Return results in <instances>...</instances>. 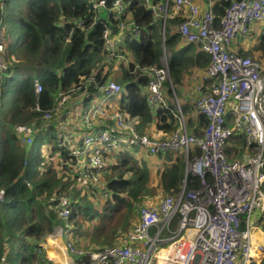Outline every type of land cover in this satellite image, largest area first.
Here are the masks:
<instances>
[{
    "label": "trees",
    "instance_id": "16d2710c",
    "mask_svg": "<svg viewBox=\"0 0 264 264\" xmlns=\"http://www.w3.org/2000/svg\"><path fill=\"white\" fill-rule=\"evenodd\" d=\"M95 1L97 0H9L3 8L4 14H1L3 9H0V30L2 31L1 25L13 23L24 34L22 41L8 45L10 67L5 79L7 85L0 89V190L3 189L6 193L4 203H0V264H52L40 243L53 233L55 227L63 225L62 219L54 210L62 196L73 200L70 220L75 225L76 234H80L85 225L94 221L92 203L75 194V185L83 190L95 187V183L79 179L80 161L63 144V132L58 131L57 123L46 125L42 118L44 112L54 108L51 101L53 91L62 89L64 93H68L71 89L82 86L79 92L70 95L61 108L63 119L68 120L70 112L67 109L72 103L83 100V103L90 104L101 94L98 87L113 81L104 73L106 66L113 64L108 60L104 40L107 28L117 32L120 31L121 23L125 29L131 22L134 23L130 35L133 38L128 42L127 50H124L123 43L118 49L124 59L117 61L124 63L128 56L133 59L120 82L122 98L117 111L126 120L138 118L140 123L136 122L135 128L141 135H145V128L154 121L146 90L149 83L147 70L161 67L164 50L172 52L168 61L172 86H167L172 99L174 94L177 96V87L181 85L185 74L194 67L206 68L209 65V59L205 58L201 62L199 58L202 55H193L197 50V46L193 44L183 51H177L176 47L180 42L178 34L166 36L164 41L161 27L155 22L154 14L145 7L144 0H123L126 12L132 16L131 22L127 21L126 12L122 18L110 13L113 8L112 0H106L105 7L95 6ZM221 3L220 8L224 9V13L229 3ZM104 12L110 13L108 20L101 17ZM183 20L184 16L181 15L171 20V23L177 25ZM259 50L264 55V37ZM17 76L21 79L18 80ZM35 76L40 78L43 88L39 95L35 92ZM90 78H93V82H88ZM9 93L10 98L6 101ZM37 104L41 111L35 110ZM66 104L67 108L64 109ZM175 110V103L168 108L158 109L156 129L159 133L174 132L177 125ZM80 119L85 126L82 117ZM100 121V125L95 123L90 129L85 126L86 133L101 126L104 129L113 128L112 121H105L104 117H100ZM32 122H36V129L42 128V132L36 137L34 148L42 147L48 142L50 152L47 154L59 159L54 163L56 168L52 165L53 158L51 164L46 163L42 151L39 150L30 157L21 147L14 128L17 124L31 125ZM187 126L191 134L200 137L206 130L207 120L200 116L194 122L190 117L187 118ZM235 142L241 149H235L236 144L233 148L227 146V154L230 157L235 149L239 158L244 153L245 141L242 136H237ZM78 147L81 148V144ZM114 149L117 148L111 150ZM108 154H103L107 163ZM117 157L118 164L113 165L106 176V188L111 198L104 204L89 235L90 244L100 248L95 251L114 246V237L126 232L130 224L127 220L122 227L114 226L119 222L120 212L124 210L128 219L135 216L134 203L150 191V174L126 154L118 152ZM184 171L185 162L180 158L171 169L162 174L161 187L166 196L179 191ZM126 174L130 175L129 179L123 178ZM103 175L101 174V181ZM57 246V255L63 260L60 253H66L61 241ZM78 259L77 264H90L84 257Z\"/></svg>",
    "mask_w": 264,
    "mask_h": 264
},
{
    "label": "built area",
    "instance_id": "2783aa9c",
    "mask_svg": "<svg viewBox=\"0 0 264 264\" xmlns=\"http://www.w3.org/2000/svg\"><path fill=\"white\" fill-rule=\"evenodd\" d=\"M8 1L0 0L1 10ZM222 1L229 6L218 21L212 10L201 13L194 0H167L159 4L144 1L155 20L166 22L184 16L178 24L181 38L210 56L205 79H214L217 84L195 101L196 110L208 120L200 137L189 132L178 100L176 129L166 138L141 135L134 120H126L119 111L106 113V100L122 93L121 85L113 81L98 87L105 95L101 106L93 105L82 115L87 129L95 123L100 125V117L112 121L113 128H95L80 141L73 132L64 136L67 130L63 131V144L75 143L77 147L67 145L68 149L84 161L78 170L79 179L91 183H99L105 170L103 154L113 148H139L150 156L183 152L186 160L180 192L166 196L158 206H141L139 221L125 244L101 251L77 250L79 257L90 258L94 264H159L161 260L165 264H252L254 248L264 244L257 239L259 231L264 232V67L258 60L229 49L233 40L248 36L253 25L264 21V0ZM172 4L174 12L170 11ZM95 6L105 7L106 1L99 0ZM112 11L122 18L126 11L123 0H114ZM124 30L121 23L120 32ZM4 39L0 30V82L6 79L10 67L5 60ZM104 40L108 60H123L117 32L107 28ZM147 74L149 107L168 108L165 84L171 78L166 57L162 67H151ZM88 82H93V78ZM34 85L39 95L43 91L41 82L35 80ZM81 89L82 86L68 93L56 91L54 108L44 112L42 119L52 120L70 95ZM35 110L41 111L38 104ZM17 131L26 132L18 136L24 146L34 143L28 125L16 126L15 134ZM237 136L244 138L245 150L241 158L233 159L227 154V146ZM5 194L1 189L0 203ZM72 207L73 200L67 196L60 197L55 207L59 218L68 224ZM69 250L74 253L71 245ZM262 254L263 258L254 264L264 263L263 251Z\"/></svg>",
    "mask_w": 264,
    "mask_h": 264
},
{
    "label": "crops",
    "instance_id": "0c3cea01",
    "mask_svg": "<svg viewBox=\"0 0 264 264\" xmlns=\"http://www.w3.org/2000/svg\"><path fill=\"white\" fill-rule=\"evenodd\" d=\"M97 1H99V0H97ZM97 1H95L96 2L95 5H97V3H98ZM149 1L152 3H159V2L162 3V2H166L167 0H149ZM169 1L173 3L174 0H169ZM221 1L222 0H194L195 4L198 6L201 13H203L206 10H212L214 12L216 18H217V21L223 15L224 9L220 8V4H222ZM112 2L114 3V0H112ZM2 11L4 12V9ZM2 11H1V14H2ZM170 11L171 12L175 11L173 4L171 6ZM110 13L111 14L114 13L112 11V9L110 10ZM110 13L104 12L101 17L102 18L104 17V19L108 20ZM115 16H116V14H115ZM125 17H127V21H129V22L132 21V16L130 13L126 12ZM171 20H174V19H167L166 22H164L163 19H160L159 21H161V22H159L158 20H155V22H157L161 27V33H162V36L164 38V41L166 39V36L170 37V36L177 35V34L179 35L180 42L178 43L176 49H177V51H183L186 48H188L192 43H189V42H187L181 38L179 31H178V24L173 25L171 23ZM168 21H169V23H168ZM167 23H168V27H167ZM256 24H257V26L255 27L254 31L253 32L251 31V33H252L251 37H249L251 34L250 33L248 36L236 38L230 44L229 49L231 51L237 53L238 55L245 56V57H251L255 60H258L262 64V66L264 67V55H263L262 51L259 50V47H260V45L263 41V37H264V21L257 22ZM133 25H134V23L131 22L129 27H127L124 31H122V32L117 31V36L119 37L120 42L123 43V47H124L125 51L128 48V42L133 38V36H130V35H132V26ZM115 32L116 31H114V33ZM250 39L253 40V43L251 46L247 47L246 42ZM8 43H9V45L14 44L11 42H8ZM6 44H7V42H6ZM193 45L197 46V50L193 54L194 56L202 55L199 58V60L201 62H203V59H205V58H207L211 61L210 56L208 54L204 53L198 45H196V44H193ZM9 54H10V50L8 49V44H7V56L8 57H9ZM171 54H172L171 51H167L166 49L164 50L163 57L161 58V64H162L161 67L164 65V58L165 57H166V64L168 66V61H169V58H171ZM132 59H133L132 57L128 56L127 60L124 61V63H122L120 61H116V62L114 61L110 67L106 66L104 72H106V74L109 75V79L113 78V81H116L120 85L123 74H124L125 70L128 68L129 62ZM209 65H210V62H209ZM209 65L206 68L194 67L187 74H185L183 79H182L181 85L177 87V90H178L177 96L175 97V94L173 93L174 94L173 99L169 96V93L167 90L168 84H169V86H172V79L170 80V82L165 84V101H166L167 107H169V105L174 104V103L176 105V103H177L176 101L178 100L179 102L177 103V105L180 106L182 114L184 117H186V119L191 117L194 120V122H196V120L200 116H203L196 110L195 101L200 96L201 93L209 92L210 90L213 89V86L217 84L216 80H214V79H205L206 71H207V68L209 67ZM168 68H169V66H168ZM33 79H34V82H35V80L40 81V78L38 76H35ZM56 91H58V90H56ZM56 91L52 92L51 101L53 100V96H54ZM174 97H175V99H174ZM121 98L122 97H121V93H120L118 96H114L113 98H109L106 100V102L104 103V106L107 107V109L109 110L108 112H111V110H113V111L118 110ZM94 100H92V102ZM104 100L101 103L96 104V105L101 106V104L104 102ZM111 100H113V101L109 102ZM181 100L184 103V105L181 103ZM90 104L89 103H83V100H81L80 102L75 101L74 103H72L70 105V113H69L67 121H69L70 118H72L76 123H78L79 126L81 125V132H79V133L73 132L75 137L77 139H80V140H82L87 134L86 133L87 131L85 130V126L82 125V123L80 122V120H81L80 118L82 117L83 113L88 110ZM176 108H177V106H176ZM157 111H158V109L155 110V109L150 108V112L153 115L154 121L151 125H149L145 128L144 134L149 136V137L166 138L170 134L159 133L156 129ZM178 113H179V111L175 110L174 116H176ZM80 115H81V117L79 118ZM204 118L206 119V117H204ZM132 120H134L135 123L136 122L138 124L140 123L138 118H132ZM105 121H109V120H105ZM207 124H208V120H207ZM232 124H233V122H232V120H230L229 125H232ZM34 129L37 130V132H36V136L33 135L34 143L31 146H24L21 143V141L19 140L21 147L27 151V153L29 154L30 157H33L35 155V153L38 152L39 150L41 151L42 147L45 148V147H48L47 145H49L48 142H45L42 147L38 146L36 149L34 148L36 137H38V135L42 132V128L36 129V127H34ZM235 139L230 141L228 148L234 147V144H236ZM235 149L240 150L241 148L236 144ZM235 149L232 150V154L230 157L233 159L241 158L242 155L239 158L237 157L238 154H237ZM194 151H196V150L194 149ZM118 152H122L123 155L126 154L128 156V158H132L133 160L137 161V163L140 165V167L142 169H145L150 174L149 185H148L150 188V191L147 194L143 195L141 198H138V200L134 203L135 209L137 210V219L135 220V223H133V226L136 223H138V221H139V208L141 206H154V207L158 206L162 202V200L166 197V194L161 187V176L163 173H165L166 171L171 169L174 166V164L177 162V160L180 158H182L183 161L185 162V171L183 174L184 175L183 180L185 179V176H186V160H185V155L183 152H178V153L169 152V153H165V154H161V155H157V156H150V155H148V153L145 150L139 149V148H133V149L132 148H129V149L128 148H118V149L106 151L105 153H109L108 154V167H107L105 173H102V175L104 174L102 181L100 180L99 183L93 184L95 187H92V186L89 187L88 188L89 191L87 193H85V190H80V189H79L80 190V193H79L75 189L76 190L75 194L76 193L79 194V197L89 200L88 203H92V205L94 207V211H95L94 214L92 215V217L94 218V221L91 224L85 225L82 228V230L80 231V234H76V232L74 230L75 225H74L73 221L70 220V224H68L66 221L62 220L63 225L55 227L53 233L51 235L46 236L43 239V241L40 243V246L46 252V257L48 260L52 259L51 258L52 256L49 257V255L52 252L51 248H54L53 243L55 241L59 242L61 239V243L63 244V247L65 248V252H67L66 247H65L66 244L64 242L65 240L66 241L70 240L71 237L73 238V236L77 240H80V241H82L81 239L84 237L89 238V235L88 236L83 235V233L85 234L84 230L87 229V227H88V228H91V231H92V227L98 221L99 215L103 211L104 204L111 198V194L108 192V190L106 188V186H107L106 176H107V174H109L111 167L113 165L118 164V161H119L118 157H117ZM42 153L44 154L43 151H42ZM79 161H80L79 165L82 168L84 166V161L83 160H79ZM115 178H117V177H115ZM123 178L129 179L130 175L126 174ZM181 185H182V183H181ZM180 189H181V186H180ZM180 189L174 195L178 194L180 192ZM80 194H82L83 196H81ZM2 203H4V202H2ZM54 210L57 213L56 208ZM57 215H58V213H57ZM132 228L133 227L130 228L128 233L122 235V238H119L117 243H115V244L116 245L125 244L127 242V236L131 232ZM262 230H264V225L262 227ZM82 231H83V233H82ZM63 232H65L66 234L60 235L61 238L58 240L57 239V237L59 236L58 234L63 233ZM112 244H114V243H112ZM56 248L58 249V246H55V249L53 250V252L56 253V255H57ZM261 248L263 249V252H264V244H262ZM92 249L98 250L100 248L92 245ZM60 255H62L64 257L66 254L65 255L60 254ZM77 260H79L78 257L75 260H73L74 261L73 264H77L76 263ZM52 261H54V260H52ZM52 261H50V262L52 264H54ZM54 262H56V261H54ZM58 263L66 264V258H63V261H61V262L59 261ZM67 264H69V259L67 261Z\"/></svg>",
    "mask_w": 264,
    "mask_h": 264
},
{
    "label": "rangeland",
    "instance_id": "374dc122",
    "mask_svg": "<svg viewBox=\"0 0 264 264\" xmlns=\"http://www.w3.org/2000/svg\"><path fill=\"white\" fill-rule=\"evenodd\" d=\"M20 7H22V5L20 6ZM2 13H3V11H2ZM4 14V13H3ZM104 18V17H103ZM160 19H158V21H159ZM159 22H161V21H159ZM254 26V27H253ZM252 26V28H251V31L253 32L254 31V29H255V27L257 26V24L256 25H253ZM1 28H2V32H3V34H4V36H5V39H6V41H5V39H4V41H5V44H6V42H7V44L9 45V43L8 42H11V43H17V42H19V41H22L23 40V38H24V34H23V32H22V30L20 29V27L18 26V25H14L13 23H8V24H5V25H1ZM251 33V32H250ZM249 33V34H250ZM251 35H252V33L250 34V36L249 37H251ZM252 43H253V40H248L247 42H246V46L247 47H249V46H251L252 45ZM5 60H6V62L9 64V57L7 56V57H5ZM105 74H106V72H104ZM17 78H18V80H20L21 79V77L20 76H17ZM110 79H112L113 80V78H110ZM113 82H115V83H117L116 81H113ZM7 85V83L5 82V79L4 80H2L1 82H0V88H2V87H5ZM59 90V89H58ZM102 94V93H101ZM98 95V97H96V99L93 101V105L95 104H99V103H101L104 99H105V95L104 94H102V95ZM9 98H10V93H9V96L5 99L6 101L7 100H9ZM53 98H54V100H55V94H54V96H53ZM113 100H111V101H109V102H112ZM52 103L54 104L55 103V101H53L52 100ZM181 103L184 105V103L182 102V100H181ZM92 105V106H93ZM67 108V104L65 105V108L64 109H66ZM105 108H106V106H105ZM69 112H70V107L67 109ZM109 110H106V113H109V114H112L113 112H115V111H113V110H111V112H108ZM69 116V115H68ZM185 120H186V122H187V119H186V117H185ZM44 121H46V120H44ZM36 122H38V121H36ZM36 122H33V123H31V125H29V124H17L16 126H23V125H28V127H29V131H28V133L29 134H32V135H34V136H36V132H37V130H35V129H33V127H36L35 125H36ZM50 123H57L58 124V127H59V130L58 131H60V132H63L64 130H67V131H64V136H66L69 132H68V130L69 131H72V132H76V133H79V132H81V125L79 126L78 125V123H76L72 118H70V120L69 121H67V120H65V119H63V117H62V115H61V113H58L57 114V116H55L52 120H50V121H46L45 122V124L47 125V124H50ZM136 129V128H135ZM189 130V129H188ZM190 132V131H189ZM26 132H21V131H17L16 132V135L17 136H20V135H24ZM79 141H80V139H78ZM21 143H22V141H21ZM64 143H66V140L64 141ZM70 148L72 147V146H74V147H77V145L75 144V143H66ZM41 151H43L44 152V155H45V158H46V163L47 164H51L52 163V161H51V159L53 158L54 159V162H53V166L55 167V165H54V163H57L58 161H59V159H56L55 157H50L47 153L48 152H50V148H47V147H45V148H41ZM56 159V160H55ZM107 165H108V163H107V161H105V167H107ZM56 168V167H55ZM58 169V168H57ZM80 184V183H79ZM75 187H76V190H77V192H79L80 193V190H79V188H78V185L76 186L75 185ZM83 190H85V193H87L89 190L87 189H83ZM154 194V193H153ZM69 195H72V193H70ZM81 196H83L82 194H80ZM55 209V208H54ZM137 219V210L135 209V216L133 215V217H131L130 216V218L128 219V214H125V211L123 210V211H121L120 212V216L118 217V221L119 222H117V223H115V225L114 226H116L117 228H119V227H122V226H124L126 223H127V220L129 221V225L127 226V231L126 232H124L123 234H121V235H117V236H115L114 237V239H113V243H114V245H116L115 243H117V241H118V239L119 238H122V235H124V234H126V233H128V231L130 230V228L133 226V223H135V220ZM264 231V230H263ZM84 232H85V236H88V235H90V233H91V228H88L87 227V229H85L84 230ZM82 241H80V240H77L74 236H73V238L71 237V239L70 240H65L64 242H65V247H66V250H67V252H65L66 253V255L63 257L62 255V257L63 258H66V264H67V261H68V259H69V264H73V260H75L77 257L78 258H80L79 256H78V254L76 255L75 253L77 252V250L78 251H81V252H88V251H95V249H92V245L90 244V242H89V238H87V237H84V238H82L81 239ZM61 241V240H60ZM54 244V248H51V254L49 255V257H51L52 259H49L50 261H52V260H54V261H56V262H54V261H52L54 264H61V263H58L59 261L61 262V261H63V260H60L59 259V257L56 255V253H54L53 252V250L55 249V246H57V244H58V242H54L53 243ZM56 244V245H55ZM69 245H71L72 247H73V252L74 253H72L70 250H69ZM62 246H63V244H62ZM262 251H263V249H262ZM58 253H60L59 251H58ZM264 253V252H263ZM61 254V253H60ZM75 257V258H74ZM74 258V259H73ZM82 258V257H81ZM85 259H87V260H89V262H90V264H94L91 260H90V258H87V257H84ZM58 261V262H57Z\"/></svg>",
    "mask_w": 264,
    "mask_h": 264
},
{
    "label": "bare ground",
    "instance_id": "6f19581e",
    "mask_svg": "<svg viewBox=\"0 0 264 264\" xmlns=\"http://www.w3.org/2000/svg\"><path fill=\"white\" fill-rule=\"evenodd\" d=\"M65 234H66L65 232L58 234L59 239L61 238L60 235H65ZM257 239L261 242H264V232L259 231V233L257 234ZM262 258H263V254H262L261 247L259 244H257L253 250V255L251 257V263L254 264L256 261H260ZM159 264H165V262L161 260Z\"/></svg>",
    "mask_w": 264,
    "mask_h": 264
}]
</instances>
